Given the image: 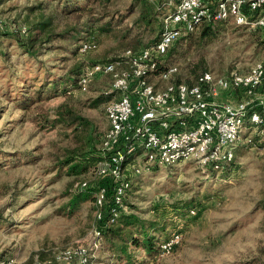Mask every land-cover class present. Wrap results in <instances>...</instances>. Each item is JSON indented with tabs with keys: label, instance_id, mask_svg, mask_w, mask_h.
<instances>
[{
	"label": "rangeland",
	"instance_id": "rangeland-1",
	"mask_svg": "<svg viewBox=\"0 0 264 264\" xmlns=\"http://www.w3.org/2000/svg\"><path fill=\"white\" fill-rule=\"evenodd\" d=\"M67 1L0 0V264L9 257L13 264H264V136L241 145L225 170L186 160L132 177L122 210L158 228H151L159 237L151 250L131 244L126 258L105 235L97 237L94 193L71 204L86 189L81 181L93 187L100 180L99 160L74 170L66 160L102 151L111 77L98 75L88 91L78 83L62 89L61 79L157 39L176 1L159 25L147 28L135 23L140 6L130 11L133 0H97L92 12L71 13L63 9ZM101 12L112 18L111 29H100ZM72 26L91 27L82 39L91 37L97 47L82 51L81 40L54 34ZM204 27L169 53L179 78L247 71L264 60L260 29L233 21H217L210 34ZM20 40L33 43L36 54L26 53ZM21 91L33 97L30 104L17 100ZM68 109L79 118L62 114ZM176 233L178 241L165 248Z\"/></svg>",
	"mask_w": 264,
	"mask_h": 264
},
{
	"label": "built area",
	"instance_id": "built-area-1",
	"mask_svg": "<svg viewBox=\"0 0 264 264\" xmlns=\"http://www.w3.org/2000/svg\"><path fill=\"white\" fill-rule=\"evenodd\" d=\"M213 21H233L264 33V0H180L164 17L157 41L83 67L78 79L82 91L100 74L111 77L105 91L111 95L106 105L109 125L96 174L114 182V193L107 207L108 186L95 183L98 221L105 219L106 209V222L116 220L133 176L186 160L221 171L236 159L241 145L264 136V60L247 71L205 70L192 82L179 78L178 65L167 60L178 40ZM80 42L82 51L97 47L91 37ZM89 186L88 180L81 181V187ZM94 233L101 237L99 227ZM179 237L173 234L163 246L170 248ZM84 252L80 250L86 256ZM1 264H13V259Z\"/></svg>",
	"mask_w": 264,
	"mask_h": 264
},
{
	"label": "trees",
	"instance_id": "trees-1",
	"mask_svg": "<svg viewBox=\"0 0 264 264\" xmlns=\"http://www.w3.org/2000/svg\"><path fill=\"white\" fill-rule=\"evenodd\" d=\"M97 0H68L67 2H69V4L66 2L64 3V11L66 13H71L73 11L79 10V11H93V8H95L94 6L92 7V3H94ZM109 1V0H106ZM176 1V4L180 1V0H133L131 7L129 8L130 11L132 10V12L134 11V7L135 6H140V12L138 17L135 20L136 24H139L142 27H150V26H154L156 24L159 25V17L164 14L166 12V10L168 8H170V3ZM90 5V6H89ZM109 16L108 12H101L99 17L96 19L97 22L102 23V25L100 26L101 30H109L111 29V25H112V18L109 16V19L107 21H103L106 17ZM217 22V21H216ZM215 21L213 22H209V23H205L203 25H206V27H204V34H210L214 32V29L212 28L213 25L216 24ZM202 25V26H203ZM91 31V27H76V26H72L70 28H68L67 30H65L64 32H60V33H54V34H59L62 38H66L71 40L72 42L76 43L79 40H82L84 34H88ZM164 31V26L162 24V29L161 32L159 34V37L157 39H155L154 41L148 43H154L155 41H157L160 37L162 32ZM51 36H53V34H50L48 36V38H50ZM37 39V37H36ZM18 40V39H17ZM35 38L32 39V42H34ZM181 40V39H180ZM180 40H178L177 42H179ZM19 42V40H18ZM20 44L22 45V48L25 50L26 53H29L30 55H34L36 54L37 50L34 49V44L33 43H28V41H24L21 42L20 40ZM147 44V45H148ZM175 46L172 47V49ZM171 49V50H172ZM77 49H74V51H76ZM78 70V69H77ZM81 71H73V74H71L70 76H68L67 78H63L61 79L60 82H63L62 84V89H67V90H71L72 88H70L71 86H74V84L78 83V79H79V74ZM198 76V75H197ZM196 76V77H197ZM195 77V78H196ZM194 78V79H195ZM193 79V80H194ZM193 80H190L188 82H192ZM58 84V83H57ZM61 84V83H60ZM57 86V85H56ZM58 88V87H56ZM22 95V96H21ZM110 96V94L108 95ZM106 96H102L100 97L101 100H103ZM32 96H30L28 93H22L19 92L17 95V100H19L20 104H30L31 100H32ZM103 98V99H102ZM35 102V99L34 101ZM62 114H66L67 117L69 116L70 118H79V116L76 115V112L74 109H68L65 110L64 113ZM257 138V137H256ZM254 138V139H256ZM102 151H99V154L96 153H91L89 155H85L84 157H79L77 162L73 163L70 160H66V164L74 169H79V168H86L87 166H89L91 163H93L94 161L100 160L102 158ZM235 163L234 161H231L230 163H228L226 165V167L224 168V170L226 168H230L233 164ZM99 183H105L108 186V194H107V207L110 206L113 202V193H114V182L110 181V180H99ZM133 182V180H132ZM97 189V187L93 186H89L86 187L85 191H82L80 193H78L76 195V197H74L71 201V204L75 207L77 202H79L80 198H84V196H88L89 193H95V190ZM132 189V187H131ZM131 191V190H130ZM128 197H126L124 199V205L123 208H125V205L128 204ZM81 201V200H80ZM106 207V208H107ZM122 208V209H123ZM95 210H96V206H95ZM109 216V211L108 209H106L105 212V219L104 220H100L97 223V227H99V229L101 230V237L103 235L106 236V238L111 242L113 248L117 249V253L122 255V254H126V258L128 255V247L132 244L136 247H144L148 250H151L157 243L156 240H158L159 237H156V235L153 233L155 231L158 230V228L153 227V223H150L149 227H147V225L141 224V222H143L137 215L133 214V213H128L126 211L121 210L119 216L116 218V220L112 223H107L106 220L108 219ZM151 228L153 229V232H151ZM140 234V236H137V234ZM117 240V241H114ZM12 257L3 259V260H7L10 259ZM129 264H136L134 261L129 262Z\"/></svg>",
	"mask_w": 264,
	"mask_h": 264
}]
</instances>
